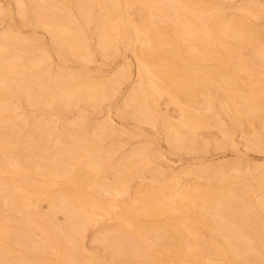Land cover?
I'll return each mask as SVG.
<instances>
[{
    "label": "bare ground",
    "instance_id": "obj_1",
    "mask_svg": "<svg viewBox=\"0 0 264 264\" xmlns=\"http://www.w3.org/2000/svg\"><path fill=\"white\" fill-rule=\"evenodd\" d=\"M63 2L16 0L15 13L23 25L34 18L44 20L54 36L50 48L38 38L21 36L14 26L0 31V264H105L101 255L84 249L86 233L99 221L103 225L105 217L112 222L104 219L106 230L100 240L110 260L264 264V167L253 166L248 173L234 168L236 177L227 164L177 173L155 169L153 182L161 180L163 187L152 184L145 191L137 190L131 201L122 202L118 197L130 195L129 180L143 174L140 165L152 164L151 154L136 150L120 164H112L110 154H93L95 144L110 131L109 125L92 128L89 116L82 114L76 124L79 129L72 130L70 138L66 129L67 136L53 143L50 135L58 120L47 117L68 105L97 107L126 78L120 72L109 80L94 81L83 66L54 74L52 52L61 62L93 60L91 39L85 35L89 30L100 51L110 52L118 41H127L139 59L140 83L118 113L129 117L127 108L133 107L147 121L157 116L155 123L158 126L162 119L173 146L197 149L201 144L197 131L210 125L211 112L229 113L234 127H242L246 118L260 122L264 111L262 31L247 23L245 16L223 12L225 8L208 0H80L79 20L64 12ZM255 8L244 9L254 15L264 12L260 6ZM4 9L0 4V19L14 11ZM137 9L138 23L131 18ZM209 60L217 66L203 65ZM253 64L258 70H250ZM214 85L222 95L214 93ZM209 92L212 99L204 98ZM163 96L181 107L179 120L159 115L157 103ZM193 102L201 108L193 107ZM24 105L36 114L28 121L16 117ZM34 122L38 128L47 127L45 132L36 131ZM254 136L251 146L263 148L262 133ZM26 138L31 141L24 146ZM83 152H88L85 168L71 167V161ZM108 169L116 171L112 181L105 176ZM253 173L260 174L259 179L247 182ZM184 176L197 179L184 187ZM219 176L223 183H213ZM199 178L208 179V184ZM55 186L59 189L53 190ZM103 193L108 200L100 199ZM44 201L49 203L47 211L40 207ZM59 213L64 215L63 224L57 223ZM142 215L169 216L153 224L141 220ZM172 217L177 220L170 221Z\"/></svg>",
    "mask_w": 264,
    "mask_h": 264
},
{
    "label": "rangeland",
    "instance_id": "obj_2",
    "mask_svg": "<svg viewBox=\"0 0 264 264\" xmlns=\"http://www.w3.org/2000/svg\"><path fill=\"white\" fill-rule=\"evenodd\" d=\"M78 1V4L76 5V2ZM65 0V2L62 3L63 9H65L64 12H69L66 14H72V16L79 20L80 15L78 11V5L80 3V0ZM212 1V2H211ZM208 0L210 2L209 4L213 5L217 4L219 7H223L222 9L229 14H236V15H243L246 17L245 20L249 24H253L257 27L260 31H262V41L264 42V12H258V14L254 15L252 13L253 11H246L245 7H259L264 8V0ZM82 3V2H81ZM80 3V4H81ZM0 4L3 8L6 9V12L13 9V14L11 12V16H2L0 19V31L7 30L8 28L15 27V31L17 30L18 34L25 37H33L38 38L41 41V44L46 47L50 48L52 41L54 39V36L50 33V31L45 28L44 26V20L40 19L39 21L34 20L32 22H26V25H23L22 23L23 19L21 16H19L17 13V4L16 0H0ZM259 6H256V5ZM82 5V4H81ZM252 5V6H251ZM254 5V6H253ZM4 9V10H5ZM256 9V8H255ZM254 9V10H255ZM16 10V11H15ZM140 10H133L131 12V18L135 20L136 23L139 22V16L138 13ZM16 12V13H15ZM138 16V17H137ZM79 18V19H78ZM39 19V18H38ZM32 23V24H31ZM14 26V27H13ZM85 35L89 39H91V44L93 46L94 52L92 55V61L91 62H82V63H75L72 61L68 62H61L59 57L57 56L56 52H52V62H53V69L54 74H66L70 72L78 71L81 66L86 68L85 70L89 72V75H91L92 80L94 81H106L111 78H114L117 74L120 72L126 73L125 79L121 80V84L117 86L115 89H113L110 92V95L103 99L101 102H99L97 107H93L91 105L87 104H74V105H68V107L64 108L62 107V110L60 112L53 111L52 115L50 114L47 116L48 118H53L58 120L57 125L55 126L56 131L53 132V134L50 135V139L53 143H56L59 141V136L64 135L66 129L68 130V136L66 138H70V132L74 130L75 128L78 130L77 122H79V117L82 114H86L89 116L91 120V126L92 128L94 126L107 124L110 127V131L106 134V136L100 140L99 143L95 144L93 154L99 157H103L107 154H110V162L112 164H120L122 160L130 156L134 151L136 150H147L151 156L153 157V162L148 166L147 164H141L139 170L143 172L140 176H135L129 180V188H130V195L123 196L121 195L118 197L122 202H129L133 199V196L137 190L145 191L148 189V187L152 184L155 185L158 188L163 187V182L157 181L154 183L152 170H159L162 172H180L184 169H197L202 168L204 166H212V167H220L223 164H227V166L231 165L233 168L229 167L232 172V176L236 177L238 173H236V169L241 167L244 170V172L248 173L247 171L253 167V166H260L264 167V146L263 148L259 149L256 147H252L250 143L252 137L254 138L256 133H262V142H264V111L263 114H261L260 122H255V120L251 119L248 121L245 119L246 122H244V125L242 127H234L232 126V118L229 115V113L225 114H219V112H211L210 113V125L205 128H201L197 131L198 140L201 141L200 146L197 147V149H190L188 147L183 148L182 146H173L172 142L168 140L167 135L164 131L163 125H162V119L160 120V123H155L158 118L157 116L154 118V121H147L143 117H140L139 114L134 111H132L133 107L127 108L128 111H130L129 117H124L118 113V109L124 105L125 100L134 92V90L137 88V86L140 83V75H139V59L134 54V51L129 48V42L124 41H118L117 44L112 48L111 51L104 53L98 49V43L92 39L91 32L89 30L85 31ZM97 43V45H96ZM264 45V43H263ZM134 46H137L136 48H139V44L136 43ZM221 53H223L221 49ZM234 63V64H233ZM232 65L234 66L236 62H233ZM203 65L207 66H217V62L215 61H204ZM264 66V63H263ZM259 66L256 64H253V66H250V70L257 69ZM52 69V70H53ZM56 69V71H55ZM49 82V80H47ZM46 81V82H47ZM244 86V85H243ZM214 87V88H213ZM213 89H210V92L214 93H220L222 95V90L218 89L217 86H213ZM209 92V93H210ZM209 95V94H208ZM203 96L204 98L208 97L209 99H212L211 93L210 96ZM223 99L225 100V94L223 93ZM29 99V98H28ZM25 100L26 97H25ZM159 103H157V106L159 105L158 109L160 114L163 115L166 118H170L174 122L179 120L181 117V107L177 104L171 103L168 96H163L162 98L158 99ZM158 102V101H157ZM218 103V102H217ZM216 103V107L217 104ZM238 103V102H237ZM192 104V102L190 103ZM196 106V107H195ZM201 108V105L198 103L193 102V107L195 108ZM219 106V105H218ZM65 107V106H64ZM32 107L24 105L22 108H20L16 112L17 118H25V120H30L36 116L32 113ZM133 112V113H132ZM224 112V111H223ZM133 114V115H132ZM137 115V116H136ZM139 117V118H138ZM9 118V114L6 115V119ZM251 118H254L251 117ZM36 119H40L39 116H37ZM140 119H144L140 120ZM156 120V121H155ZM162 122V123H161ZM34 126L37 125V123H33ZM224 125L223 128L228 129V134L224 133L221 129L220 125ZM1 126V125H0ZM33 126V128H34ZM36 131L39 132H45V129L47 127L38 128L35 126ZM27 127H23V133H25V130H28ZM45 128V129H44ZM3 127L1 126L0 130H2ZM71 130V131H69ZM22 131V130H21ZM31 141V138H26L25 141L22 142V145L27 146ZM199 141V142H200ZM180 145V144H179ZM28 150V149H27ZM26 149H24V152ZM27 152V151H26ZM88 152H83L82 156L78 160L71 161V167L82 169L85 168V162L87 160ZM152 165V166H151ZM224 166V165H223ZM237 166V167H236ZM236 168V169H234ZM234 169V170H233ZM248 169V170H247ZM105 176L107 179L112 181L115 177V172L113 169L106 170ZM113 171V172H112ZM250 171V170H249ZM257 173V172H256ZM253 173V176L256 174ZM252 175V174H248ZM258 177H260V174ZM248 177V176H247ZM246 177V181L251 183H255L256 180L254 178L259 179L258 177ZM38 178H41L38 176ZM251 178V179H250ZM159 179V178H158ZM197 178L194 176H184L183 177V185L184 187L187 186V184L192 183ZM219 181L220 176L217 178ZM213 180V183L221 184L222 181L219 182L218 180ZM250 180V181H249ZM198 181L202 184H208L209 180L205 178H199ZM59 187L55 186L53 190H58ZM109 196L107 193H103L100 195V199L103 201L108 200ZM242 203H246L245 201H242ZM40 207L43 211H47L49 208V203L46 201L42 202L40 204ZM208 211L210 210L209 207H207ZM174 215V214H173ZM169 215H164L161 217H150L146 215L141 216V220L147 223H153V224H160L161 222L165 221L168 218ZM172 216V215H171ZM106 218V219H105ZM102 220L103 225L100 223V221L97 223V225H93L90 230L86 233L85 239H84V249L87 254L91 255H101L104 260L108 261L110 260V256H108L109 251L105 252V245L103 246V240L101 242L100 237L103 238V233L105 232L106 228L104 226V223H106L105 220L110 221L108 217H105ZM105 219V220H104ZM65 218L62 213H59L57 215V223L63 224ZM177 219L172 217L170 221H176ZM104 221V222H103ZM187 223H189V220H185ZM100 223V224H99ZM108 223V224H109ZM96 226V227H95ZM103 226V227H102ZM104 231V232H103ZM103 232V233H102ZM163 233V232H162ZM103 234V235H102ZM100 235V236H99ZM135 242V241H133ZM105 244V243H104ZM104 248V249H103ZM111 251V250H110ZM94 253V254H92ZM110 255V254H109ZM108 257V258H107ZM102 259V258H101ZM115 260V259H114ZM110 260L109 264H125L123 262V259L121 257H116V260ZM105 261V264H108ZM113 261V262H111ZM134 262V261H133ZM223 261H218V264H222ZM137 264L136 262H134ZM132 263V264H134Z\"/></svg>",
    "mask_w": 264,
    "mask_h": 264
}]
</instances>
